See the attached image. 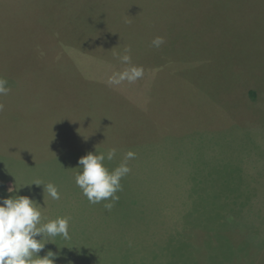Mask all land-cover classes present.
Returning <instances> with one entry per match:
<instances>
[{
  "label": "rangeland",
  "instance_id": "374dc122",
  "mask_svg": "<svg viewBox=\"0 0 264 264\" xmlns=\"http://www.w3.org/2000/svg\"><path fill=\"white\" fill-rule=\"evenodd\" d=\"M125 48L144 75L109 86L127 67L117 59ZM0 77L11 87L0 142L21 134L39 162L31 167L37 178L52 183L56 168L65 173L54 156L72 142L84 152L115 148L110 170L136 153L111 211L110 200L89 203L77 170L63 178L60 200L37 196L42 223L70 218L71 239L45 236L41 258L52 251L55 264H264V0H0ZM69 120L81 139L67 137V148ZM20 168L11 176L21 178ZM7 179L0 172V197L14 191ZM195 205L200 221L186 229L181 219L192 220ZM227 214L228 231L219 226Z\"/></svg>",
  "mask_w": 264,
  "mask_h": 264
},
{
  "label": "clouds",
  "instance_id": "9594fccd",
  "mask_svg": "<svg viewBox=\"0 0 264 264\" xmlns=\"http://www.w3.org/2000/svg\"><path fill=\"white\" fill-rule=\"evenodd\" d=\"M164 43V38L160 36L155 37L151 42L155 48L161 47ZM130 53L131 49L125 48L123 54L117 56L119 62L127 67L108 77L109 86H119L125 81L129 84L135 83L143 77V67L132 63ZM10 91L8 80L0 77V96H6ZM3 108L4 105L0 104V111H3ZM116 156L115 148L106 153L89 152L79 159L78 168L81 171L75 176L76 185L82 190L89 203L98 204L110 200L111 202L104 204L109 211L114 207V202L119 200L117 193L123 190L121 180L130 173L129 161L135 158L136 153L128 151L120 164L110 170L105 160L113 161ZM31 185L43 186L45 204L46 196L52 200L61 198L59 189L54 183L44 184L37 180ZM10 189L9 192H12ZM41 207L29 196L0 197V264H55L56 253L48 251L43 258L38 255L47 244L42 241L45 236L71 239L70 218L57 217L42 223Z\"/></svg>",
  "mask_w": 264,
  "mask_h": 264
},
{
  "label": "trees",
  "instance_id": "16d2710c",
  "mask_svg": "<svg viewBox=\"0 0 264 264\" xmlns=\"http://www.w3.org/2000/svg\"><path fill=\"white\" fill-rule=\"evenodd\" d=\"M185 2H189L191 3L192 0H184ZM92 10V9H91ZM102 22V21H101ZM72 42H66L67 45H71V46H79L78 44H71ZM90 44V42L88 41V39L85 38L83 46H85V49H89L88 45ZM80 47V46H79ZM84 48V47H83ZM77 49V48H76ZM253 94V92H251ZM0 104L4 105L3 111H0V114L5 112L7 110V105H9L6 102V98L0 96ZM77 113V110L74 109V107L72 108V110L70 112H68V115L71 117V115H75ZM79 119V118H78ZM77 119V120H78ZM70 121V120H69ZM77 124H80L81 122L78 120L76 121ZM16 127H23L22 124L20 123H15ZM87 124V123H86ZM74 124H71V121L69 122V126H66L67 130L64 133V139H63V134L57 137H62L61 139H63V144L68 148L71 143L70 141L67 139V137H70V139L73 137L75 139H81L80 135L78 134L79 132V127L73 126ZM80 127H82V125L80 124ZM61 129V128H60ZM76 135V136H73ZM7 141L5 143L0 142V144H3L4 146L0 145V154L3 157V159H1L0 161V172L1 174L4 176L5 173V177H7L9 182H12L13 186H15L14 191L13 192H6V197H10V196H17V195H22V196H29L33 199H35L36 201H38V197H42L44 196V192H43V187L42 186H36V185H31L34 181H42L43 183L46 182H50L51 181V175H49L48 181L45 180V173L39 174L41 175L39 178H37L38 173L35 171V173L32 172V168H34V166H39L37 163L38 160L36 158V155L32 152V151H27L25 148L29 149V144L28 145H22L21 143H19V140L22 138L21 134H8L6 135ZM55 137V136H54ZM54 141V138H53ZM52 141V142H53ZM73 147L71 146L72 149L70 150H64L61 154H56L54 157L56 159V164H59V166L63 167V170L65 171V173L63 175H61L60 170L56 168L55 173L58 176H54V180H52V183H54L58 189L59 192H62L61 190L62 187V183L66 178V177H71L74 176L77 170V173L81 171V169L78 168V161L82 156H85L86 154H88L89 152L95 153V148L92 147V149L88 148V152H84L81 149V146L77 145V143L72 142ZM3 148H5V150H3ZM97 153V152H96ZM11 155H18L17 157H11ZM15 160H25L21 163H17V164H12ZM18 167H24V168H20L19 171L23 174V176L21 178H15L14 176H11L12 172L16 171V168L18 170ZM32 167V168H31ZM76 173V174H77ZM36 176V179H35ZM126 178V176H125ZM124 178V179H125ZM127 179V178H126ZM22 181V182H21ZM76 185V183H75ZM23 187V188H22ZM77 187V185H76ZM17 188H20L18 191L16 190ZM78 193V192H77ZM171 203H169L167 205V207H165L164 205L162 206L164 209H168L171 206ZM202 210L199 209L198 206H194V212L190 213L189 216H191L192 214L195 213V216L193 217L192 220L188 219V217L186 216V214L182 217L181 221L183 223H186V229H189L190 226H192L193 224H196L197 221L199 220V213H201ZM231 218H233L231 216V214H227L223 217L222 220H228V223H224L222 225L219 226H223L226 228V230L228 231L231 227V225L229 224L231 221ZM203 221L206 222L205 219H203ZM230 233V232H229ZM214 236L213 239H218L219 237H222L221 235H219V233H215L214 231ZM181 244H183V241L180 242ZM224 243L220 242L219 244H215L212 246V248L210 249V255H209V263L210 262H214L215 261V257H211V253L216 252L215 248L217 246L220 247V245H222ZM178 245L176 246L177 249ZM175 248H173L171 246V251L174 252L175 256H179L178 253L175 252L176 250ZM228 251H230V247H227ZM179 260L181 262V264H183V260L179 257ZM187 259L185 260V264H187ZM189 262L191 264H197L196 261L193 258H189ZM234 262H238V261H234Z\"/></svg>",
  "mask_w": 264,
  "mask_h": 264
}]
</instances>
